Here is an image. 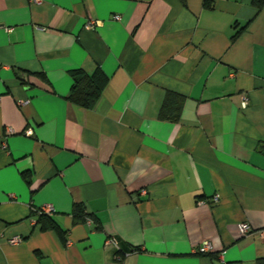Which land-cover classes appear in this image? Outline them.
Instances as JSON below:
<instances>
[{"label": "crops", "instance_id": "crops-1", "mask_svg": "<svg viewBox=\"0 0 264 264\" xmlns=\"http://www.w3.org/2000/svg\"><path fill=\"white\" fill-rule=\"evenodd\" d=\"M97 67V104L70 101V71ZM169 90L186 96L177 122L159 117ZM262 259L264 6L0 0V264Z\"/></svg>", "mask_w": 264, "mask_h": 264}, {"label": "trees", "instance_id": "trees-1", "mask_svg": "<svg viewBox=\"0 0 264 264\" xmlns=\"http://www.w3.org/2000/svg\"><path fill=\"white\" fill-rule=\"evenodd\" d=\"M253 3L259 11L264 6V0H253ZM241 31V29L237 31L233 39H235ZM70 73L73 84L68 99L85 108H93L102 96L104 88L109 81V76L101 67H97L92 72H88L83 68H76L71 70ZM41 75L44 77V74ZM185 101L186 96L184 94L174 90L167 91L160 110V119L173 122L179 121ZM73 215L77 221H87L89 218L92 219L82 203H77L74 206ZM40 220L43 228L57 226L46 213H42ZM259 263L264 264V259L260 260Z\"/></svg>", "mask_w": 264, "mask_h": 264}, {"label": "built area", "instance_id": "built-area-1", "mask_svg": "<svg viewBox=\"0 0 264 264\" xmlns=\"http://www.w3.org/2000/svg\"><path fill=\"white\" fill-rule=\"evenodd\" d=\"M34 1H39V0H34ZM96 25H97V20H90L85 25V28L86 29H92ZM248 103H249L248 96L244 95L242 97V105H243V107H247L248 106ZM8 132L11 133L12 130L11 129H8ZM27 133L28 134H31L32 133V130L31 129L27 130ZM219 197H220L219 194H216L214 196V200L217 201L219 199ZM40 210H41L42 213H51L52 211H54V209H53L52 206H44ZM87 221L91 222L92 219L89 218ZM251 230H252V227H251V225L249 223L244 222V223L240 224V232L242 234H247V233L251 232ZM20 240H21V238L19 236H14L12 238H9V242L10 243H13V244L19 242ZM106 243L108 245H117L118 244V239L115 236H109L107 238V240H106ZM212 249H213V247H212V244L210 243V241L204 240V242L202 244V247L199 249V251L202 252V253H204V252L211 251ZM117 258L118 259H122V256L118 255Z\"/></svg>", "mask_w": 264, "mask_h": 264}]
</instances>
